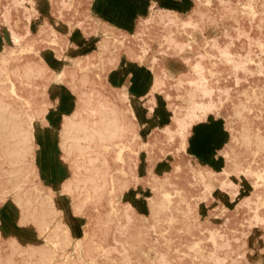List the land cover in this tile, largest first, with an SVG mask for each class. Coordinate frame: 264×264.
<instances>
[{"label": "rangeland", "instance_id": "rangeland-1", "mask_svg": "<svg viewBox=\"0 0 264 264\" xmlns=\"http://www.w3.org/2000/svg\"><path fill=\"white\" fill-rule=\"evenodd\" d=\"M49 1L33 17L38 23L33 20L31 33L13 42L10 29L24 32L22 9L30 0H0V65L6 58L9 68L0 71V86L6 88L8 99H15L9 88L13 81L15 92L31 95L34 107L45 106L52 82L62 86L52 95L59 98L66 92L71 103L67 110L60 109L59 102L50 107L46 115L51 126L42 125L34 134L42 181L57 188L72 175L66 164L76 170L71 155L65 161L60 158L66 153L58 148L54 128L60 115L73 109L78 93L91 105L97 103L94 111L81 115L90 127L103 128L97 112L106 106L118 113L120 128L115 136L107 138L104 132L102 140L89 141L95 172L82 167L75 173L82 181H73L67 191L75 214L66 213L63 205V210L49 213L52 221L41 232L42 212L22 219L12 194L0 199V264H264V0H156L160 7L177 11L171 13L174 19L154 17L132 36L106 25L107 15L103 18L93 10V0ZM128 1L129 17L136 21L150 0H137L142 11L135 0ZM108 2L116 5L119 0H105V5ZM9 5L7 18L4 7ZM48 7L53 27L65 33L52 32L49 24L38 30ZM173 43L180 46L178 52L172 50ZM153 56L156 76L146 69ZM26 58L33 70H14ZM196 60L201 62L199 72L192 67ZM126 65L136 66L145 76L136 93L111 80ZM60 70L65 74L56 82L55 72ZM151 77L159 82L149 93ZM204 88L209 92L203 93ZM207 100L213 101L215 113L193 128L214 124L222 134L211 168L184 150L174 118L192 102ZM40 132L47 137L40 138L39 153ZM5 154L0 150V192L8 189ZM197 168L217 171L212 179L215 189L205 185ZM223 168L229 173L221 172ZM63 170L69 174L65 179ZM222 180L226 183L218 188ZM25 191L31 196V187ZM40 198L47 197L42 192ZM38 207L51 209L46 204Z\"/></svg>", "mask_w": 264, "mask_h": 264}, {"label": "bare ground", "instance_id": "bare-ground-1", "mask_svg": "<svg viewBox=\"0 0 264 264\" xmlns=\"http://www.w3.org/2000/svg\"><path fill=\"white\" fill-rule=\"evenodd\" d=\"M91 1H90V4H91ZM158 2H159V0H158ZM47 3H48L47 0H30L29 7L27 9L26 8L22 9L23 17L26 19L25 22H24V32H22L20 34V33H17L15 30L10 29V36H9L10 41L18 42L20 40V37H23L25 35H29L31 33V30H32V28L34 26L33 20H36V18H33V17L39 16L40 15V11L43 9L44 4L46 6ZM51 8L49 9V7H48V17L47 16H43V18H41V20L39 21L38 30L42 31L43 30L42 26L44 24H49L48 26H49V28H51L52 32L53 31L56 32V30H57V32L59 31L60 33H65L66 30L63 31L60 28V26L57 27V28L53 27V26H55V20L52 19V17L50 16L51 15L50 14ZM4 9H5L4 10L5 16H7V18H8L9 17V13H10V5L9 6H5ZM176 12L177 11L174 8L171 9V7L170 8L160 7L159 5H157V1L156 0H150L148 2L147 6H146V12L142 13V15L139 14L137 20L135 21L134 29H132V30L121 29V28L117 27L114 23H112V22H110L108 20H105V23H106V25H109L111 27L119 29L122 32V34H129V35L132 36V35H136L139 32L138 31L139 28L145 22L150 21L152 18L157 17V19L160 20V21L173 20L174 19V17H173L174 15H172V14H176ZM41 15H42V13H41ZM45 15H46V13H45ZM36 23H38V19L36 20ZM9 44H10V42H9ZM170 45L172 46L171 48H172V50L174 52H178L180 46H177L176 43H173V44H170ZM102 47H105V44H102ZM2 48L0 50H2ZM221 53L224 56H228L227 50L223 49V50H221ZM154 59H155V56L152 57L150 63L148 64L150 69L149 68H146V69L148 71H150V73H152V74H154L156 76V70H154V64H155V60ZM184 59L187 60L188 58L185 57ZM28 60L29 59L26 58V60H24L20 64H17L15 66L14 70H17L18 68L22 67V69H23L22 72L27 73V74L30 73V71H32L33 69L31 67L32 65L29 63ZM1 61L3 62V64L0 65V71H5V70L8 71L9 68H8V65L6 64V58H2ZM244 61H245V59H244ZM192 67H194V69H197V71L199 72L200 68L202 67L201 66V62L199 60H196ZM168 68L171 71L174 70L173 66H171V67L169 66ZM63 72H64V70H60L58 72H55V76L56 77H55L54 80L56 82H58V80H60V78L63 76V74H65ZM8 79H9V77L7 76V80ZM151 79H152V77H151ZM158 82H159V78L154 77V79H152V83L150 84V90H149L150 92L149 93H152L151 91H153V88H155V86L158 84ZM59 86L60 85L56 84V83H52V82L48 83V87L50 89L49 90L50 94L48 96V102H47V104L45 106L42 105V106H37V107H34V105L32 104V100L29 97L31 95H23V94L19 95L17 92H15V85H14L13 81H11L10 85H9V88H10V90L12 92L10 90L9 91H10V93L12 95L15 96L14 100L13 99H11V100L8 99L9 96L5 92L6 88L0 86V150H1V152H5L6 153L4 155V157H5V162L4 163L6 164V167H4V171H6V173L8 175L7 176V180H6V183L8 184V187H6V188H8V189H7V191L5 189V190L0 192V199H4V197L6 195L12 194L16 198V200H17V202H18V204L20 206V213L19 214H21V218L22 219H26L27 215H30V214H36V216H38V214H41V212H42V215L40 217V222L41 223L39 225V227H40L39 229H40L41 232L46 231L49 228L48 227L49 223L52 221L51 218H49V213H52L53 211L54 212L55 211L58 212L60 210H63V205H64V210L67 211L66 213L75 214V212H76L75 204L72 201V199H70V195L68 196V194H67L68 192L67 191L70 188H72V185H73L72 182L73 181L74 182H76V181L77 182H81L82 181L81 178L78 179L77 176L75 175V173L76 174L80 173V169L82 167L84 169H90V170H92V168H93V170L95 172L94 164H92V156L88 155V149L90 150L93 147L92 145L89 146V144H90L89 141H91V139H93L94 137H98V139L102 140L104 138V137H102V135H104V132L107 135L106 136L107 138H110L111 136H115L119 132L118 128H120V125L118 124V122H119L118 113L108 111V110H113V109L107 108L106 106H105V109H100L97 112L99 115H101V119L104 120L103 123L105 125L103 126V128L100 129V128L90 127L88 125L87 118L86 117H81V115H82L83 111H85L87 109H90V110L94 111L95 108H97V106H96L97 103L91 105L90 104L91 103L90 99H88L85 95H82V94L78 93L77 97H76V100H75V104H74L73 109L69 113H65V112L62 113L60 115V117H59V120H58V123L56 125V128H54V130L57 131V134H58V137H59L58 148H60V150H62L63 152L66 153L65 155H63L61 153L60 158L63 161H65V159H68L69 156L71 155V159L73 161V165L76 166V170L72 171V169H71L72 166L66 164L67 168H69V170L72 173V175H71L72 177L71 176L68 177V179L65 180L64 182L60 183L57 186V188L54 187V185H50V186L45 185V183L42 181L41 176L39 174L38 167L35 164L36 160H35L34 150H36L37 143L33 141V138H34V134H35L36 130L40 126H42V125L51 126V123H50V121H49V119H48L46 114L49 111V108L50 107L54 108L55 104L58 102V94H57L58 90L57 89H59ZM53 90H55L57 92L56 94L54 93V95H52V91ZM202 91H203V93L209 92L208 88H204V89H202ZM224 97H225V95H224ZM159 99H158V101H159ZM216 99H217V97H216ZM134 101L137 102L136 100H134ZM155 101H156V99H155ZM98 104L101 106L102 105V101L100 100V102H98ZM150 109H151V107H150ZM214 109H215V105H214L212 100L198 101V102L195 101V102H192V104L189 106V109L181 117L177 116V115L174 117L175 120L177 121V125H178V129L177 130H178V132L180 133V135L183 138V140H182L183 144L182 145H183L184 150L186 152L188 150V141H187V134L188 133L185 136V131H186L185 129L189 128L188 129V132H189V130L191 128H193V126L196 123L203 122V121H206V120L210 119V116H212L210 114L215 113ZM150 123H151V121H150ZM152 124H153V122H152ZM143 137H144V135H143ZM254 139H255V137H254ZM241 141H242V139H241ZM247 142H248V140H247ZM118 156H119L120 159H122V156L120 155V152H119ZM193 160H195V159H193ZM232 161H233V159H232ZM20 164H22V165L19 166ZM69 164H71V163L69 162ZM197 169L200 170V172H202L203 175H201V179L204 180L205 185L210 186L209 187L210 190L215 189L216 185H215V183L213 182L212 179H213V176L215 175V173L217 171H214L213 169H210V168L206 169V170L199 169V168H197ZM256 170H257V168H256ZM220 171L225 173V174L229 173V171L227 169H225V168L221 169ZM96 174H97V172H96ZM90 178H91V180L92 179L95 180V177H93V176L90 177ZM225 183L226 182L222 180L219 183L220 187L219 186H217V187L218 188H223V185H225ZM27 186H28V188H30V187L32 188L31 196L29 195L28 197H26V195H24V193L26 192L25 188ZM95 186H96V184H94V187ZM110 187H112V186H110ZM42 192L47 197L44 200H41V198H40V195H42ZM58 195H59L58 199L61 200V202H62L60 207L57 206V202L58 201L56 202V200H55V196H58ZM127 197H129V196H127ZM91 200H92V198H91ZM222 201L224 202L225 199L223 198ZM38 204H41V205L46 204L48 206H51V209L48 210V211L45 210L44 208H42L41 210H38V208L40 207V206L38 207ZM231 205H233V204H231ZM234 206L235 205H233V207ZM221 208H222V206H221ZM137 210H138V208H137ZM229 210H231V209H229ZM144 215H146V214H144ZM31 219H32V217H31ZM65 226H67L66 222H65ZM112 233H113V231H112ZM2 235H3V233H2ZM52 243L54 244L55 242L52 241ZM44 245H46V244H44ZM50 246H52V245H50Z\"/></svg>", "mask_w": 264, "mask_h": 264}, {"label": "crops", "instance_id": "crops-1", "mask_svg": "<svg viewBox=\"0 0 264 264\" xmlns=\"http://www.w3.org/2000/svg\"><path fill=\"white\" fill-rule=\"evenodd\" d=\"M123 1V3H122ZM139 6L140 11L144 10V8L139 5V2L135 0ZM123 5H122V4ZM129 1L119 0L118 4L112 5L109 3L105 5V0H93V10L96 11L100 16L105 18V14L107 15V20L114 23L117 27L124 30H132L131 26L135 24V21L130 19L129 17ZM144 11H142L143 13ZM112 18V19H111ZM117 18L119 20H117ZM129 24L131 26H129ZM1 40V37H0ZM128 65L124 66L118 73L116 77H112V81L120 82L121 86H127L129 92L136 93L139 85L141 86L142 80L145 79V76L138 71L137 67L134 66L131 69L127 68ZM136 67V68H135ZM119 86V85H117ZM62 89V86L59 88ZM132 90V91H131ZM58 107L63 110H67L70 108V99L69 95L66 92L60 94L58 98ZM46 135L39 133V153L41 152V141L40 138H45ZM222 134L218 131L214 124L208 125H198L195 128H191L187 134L188 141V152L189 154L197 159L198 162L202 163L208 167H214L216 165V152L222 146ZM47 144V143H46ZM220 165V164H219ZM44 166V165H43ZM68 173L64 170L62 171V178H67ZM64 176V177H63ZM63 180V179H62ZM50 182L53 184H58V179L56 177H50ZM59 185V184H58Z\"/></svg>", "mask_w": 264, "mask_h": 264}]
</instances>
